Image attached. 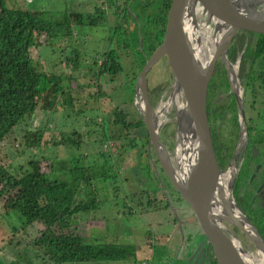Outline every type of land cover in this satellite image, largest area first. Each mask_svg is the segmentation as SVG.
Returning <instances> with one entry per match:
<instances>
[{"label":"rangeland","instance_id":"1","mask_svg":"<svg viewBox=\"0 0 264 264\" xmlns=\"http://www.w3.org/2000/svg\"><path fill=\"white\" fill-rule=\"evenodd\" d=\"M15 3L29 9H40L44 18L53 20H62L64 13L68 11L84 13L91 9L90 0H12L11 4ZM261 4L264 7V0ZM114 21L115 24L119 23L115 31L107 25L57 24L55 29L58 32L69 33L63 36L61 43L57 45H48L42 40L41 35L36 37L37 44L30 47L29 52L37 70L45 74L34 96H41L43 88H49V82L54 75L62 79L63 86H68L71 93L69 97L67 92L65 95L58 94L51 107L41 111L34 110L31 115L24 116L10 129L0 141V165L18 172V165L30 157L43 158L41 162L45 166L51 159L68 160L72 156L78 164L81 154H88V163L95 173L91 182L98 192L99 202L96 208L77 213L69 230L85 235L88 241L97 237L96 240L124 244L125 249L120 258L109 261V264H186L185 259L190 256L189 254H196L197 257L200 256L199 252L203 253L207 246L206 239L198 225L195 223L191 225L185 219L187 214L191 215L188 205L170 184H166L167 180L157 165L150 166V160L144 151L147 142L144 125L132 126L126 131L118 124L112 125L111 137L102 141L96 139L99 138L98 132L101 130L109 134V125L103 122L102 126L106 127L104 129L105 127H100V123L105 114L111 117L112 108L125 113V118L130 121L140 117L135 105V78L132 80L136 48L140 46V40L136 42V35L131 31V26H128L130 30L125 32V23L121 18H115ZM204 22L211 29L214 28L213 22L209 19H198L196 23L202 25ZM105 32L108 33L106 38ZM110 33L113 36L112 41L108 38ZM56 39L55 37L54 40ZM114 45V52L118 56L121 68L111 77L108 75L100 77L104 95L99 97L96 104L90 97L85 96L86 92H93L95 89L92 74L95 66L90 63L95 57L99 61L103 49ZM142 45H145L144 41ZM116 46L120 49H116ZM234 51L235 46L232 43L228 47V54L231 55ZM247 62L248 60L244 61ZM216 70L214 76L217 75ZM66 72H69L72 80L66 79ZM240 78L246 104L249 101L248 78L245 73ZM145 83L149 102L155 109L167 98L171 87L170 75L162 59L158 58L148 67L145 72ZM260 95L258 90L252 93L253 105L250 106V112L253 110V114L262 104ZM41 102L43 99H38L36 108H39ZM245 110L247 113V108ZM164 113L165 119L158 126V136L171 165L175 167L174 148L178 140L179 122L172 104H169ZM229 122L230 120L224 121L220 117H214L212 120L214 129L222 126L218 131V139L224 141L226 146L231 142L233 133ZM224 125L228 126L223 129ZM37 128L42 130L44 141L38 146H24L26 130ZM71 129L79 131L89 129L91 136L86 139L83 134V140L79 145L62 142V134L70 132ZM262 131L264 134V129ZM261 133L256 127H249L248 137L253 139ZM53 137L60 142L52 144L50 138ZM213 139L215 141V137ZM99 148L102 153L99 152ZM261 156L263 157V153ZM234 165L236 170L238 167V172L232 184L235 199L233 201L249 215L253 209L250 204L252 195L246 185L249 181L246 163L235 159ZM57 175L65 177L63 174ZM229 187L232 195L230 183ZM3 201L4 196L0 195V251L5 253L4 258H0V264H53L47 261L39 248L30 243L31 238L39 233L44 224V217L36 213L33 202L20 200L16 206L8 204L5 208ZM164 202L167 206H164ZM27 215L33 216V219L24 224L22 220ZM224 223L234 231L233 234L237 236L242 247H245L244 250L256 256V246L252 240L236 226L226 221ZM188 261L190 263L191 259Z\"/></svg>","mask_w":264,"mask_h":264},{"label":"trees","instance_id":"2","mask_svg":"<svg viewBox=\"0 0 264 264\" xmlns=\"http://www.w3.org/2000/svg\"><path fill=\"white\" fill-rule=\"evenodd\" d=\"M11 2L12 0H0V141L24 116L31 115L34 110L41 111L44 108L51 107L55 103L58 94L65 95L64 93L67 92V97L70 96L71 90L68 86H63L62 79L57 75H54L49 82V88H43L44 92L41 96H34L41 78L45 74L37 70L29 52L30 47L37 44L35 42L36 37L41 35L42 40L48 45H57L61 43L63 36L69 35V33L58 32L55 29L57 24L95 26L103 23L101 20L102 11L99 10H87L84 13L72 10L64 13L62 20H53L44 18L40 9H29L20 6L18 3L11 4ZM168 2L169 0L165 1L164 10H166ZM161 17L163 18L164 14ZM118 25L119 23L109 27L112 31H115ZM163 26L164 19H162L160 27H157L154 31L141 27L140 30H133L136 35V42L139 39V32L143 36L139 39L141 42L140 47L136 48L132 80L136 77L146 57L151 54L154 47L159 43ZM125 30L127 32V28ZM112 31L110 30V32ZM112 33L108 36L111 41L113 40ZM258 35V40L252 46L254 52L259 54L264 48V34L258 33ZM55 37L56 40H54ZM142 41L145 43L144 46ZM114 47L115 45L106 48L101 52L99 61L95 57L90 63L95 66L92 73L95 89L93 92H86L85 96L86 98L90 97L96 104H98L99 97L104 95L103 83L100 82V77L103 75L111 77L121 68ZM144 47L146 48L145 51ZM117 48L120 49L119 46H116ZM125 55L127 54L125 53ZM65 77L72 80L69 72H66ZM40 98L43 99V102H41L39 108H36L38 107L37 101ZM110 112L111 117L105 114L100 123L101 128L105 127L102 126L103 122L109 125V128L118 124L124 131L132 126H143L140 117L130 121L125 118V113L116 108H112ZM112 131L110 128L108 134L101 130L98 132L99 138L96 139L102 141L111 137ZM83 134L87 139L91 136V130L71 129L70 132L62 134L61 140L66 144L79 145L83 140ZM42 135L40 128L26 130L23 141L24 146H38L44 141ZM146 141L144 151L150 160V166L151 164L157 165L158 170L167 180L166 184L171 185L159 166L151 145L148 144V136ZM50 142L56 144L60 141L53 137L50 138ZM131 145H133L132 142ZM98 150L102 153L101 148ZM87 155L82 153L78 159V164L72 156L68 160L51 159L47 161L45 166L41 162L43 158L30 157L23 164L18 165V172H13L6 166L0 165V195L4 196L3 206L5 208L8 204L16 206L15 204L20 200L33 202L36 213L44 217V224L39 233L31 238L30 243L39 248L47 261L53 264H109V261L118 260L125 249V245L122 243L96 240L97 237H91L94 240L88 241L85 235L69 230L77 213L90 211L96 208L99 202L98 192L91 182L95 177V173L91 169V164L88 163ZM54 163L55 166H53ZM154 170L156 169L154 168ZM53 172L54 174H52ZM57 174H63L65 177H60ZM153 175L155 177L154 173ZM164 206H167L166 202H164ZM251 207L253 210L249 215L242 211L256 227L264 241V199L260 201L255 198L254 205ZM32 219L33 216L27 215L22 223H29ZM188 222L191 225L194 223L197 225L192 212ZM206 254L208 263L216 264L209 244L207 245Z\"/></svg>","mask_w":264,"mask_h":264},{"label":"water","instance_id":"3","mask_svg":"<svg viewBox=\"0 0 264 264\" xmlns=\"http://www.w3.org/2000/svg\"><path fill=\"white\" fill-rule=\"evenodd\" d=\"M217 1H170L161 41L146 57L134 80V95L136 96L137 91L141 94L143 109L140 110L136 102L135 105L146 128L148 144L151 145L159 166L195 216L197 225L205 237L206 243L210 246L216 264H247L239 256V254L242 256L239 248L232 244L235 237L233 231L225 226L224 222L222 223L223 219L216 213L214 204V175L215 173L219 174V168L214 156L204 109L206 83L214 60L201 78L194 75L184 65L186 39L182 30V20L187 12L193 13L194 10H197L200 14H204L206 19L212 21L214 26L217 23L228 27L229 34L224 46L225 51L228 41L236 29L242 28L264 34V7L261 4L263 0H220L224 8L219 10L216 7ZM158 58L162 59L169 72L170 91L179 94L193 119L195 138L187 157L184 176L181 181L175 175L165 147L159 139V127L152 118L154 110L147 94L145 72ZM187 118L190 117L187 116ZM235 206L242 212L245 221L255 233V237L258 238V243L254 237L247 234L241 224L230 219L226 222L244 232L256 248L259 247L264 253V241L261 235L236 203Z\"/></svg>","mask_w":264,"mask_h":264},{"label":"flooded vegetation","instance_id":"4","mask_svg":"<svg viewBox=\"0 0 264 264\" xmlns=\"http://www.w3.org/2000/svg\"><path fill=\"white\" fill-rule=\"evenodd\" d=\"M90 1V11H102L101 20L103 22L102 25L104 26H113L115 24L114 19L121 18L125 23L124 26L127 28V30H130L128 26H131V31L134 29L140 30V27L145 29L148 28L154 31L157 27H160L162 19H164L165 26L166 14L171 0H169L166 10H164L166 0ZM196 13L199 12L194 10V16L197 20H206L204 14L199 13L196 15ZM163 14L164 17L162 18L161 16ZM258 33L259 32L242 28L235 30L224 51L225 58L223 59L222 54H219L214 59L212 69L207 79L204 98V109L209 125L213 152L219 168V173L224 172V170L229 166L230 162H232L236 171L233 172L234 175H232L230 180L233 196L232 198L234 199L232 184L238 172V167L236 170L234 165L235 159L236 161L239 160L246 163V170L248 172L247 180L251 181H247L246 183L247 189L252 195V198H250L252 201L250 202L251 206L254 205L255 198H258L260 201L264 199V134L262 131L264 129V48L258 54L257 52H254V48L252 46L259 38ZM107 35L108 33L105 32L104 38H106ZM141 36L143 35H141L139 32V39ZM232 43H234L235 51L233 54L229 55L228 47ZM143 49L145 51L146 48L144 47ZM245 60H248V62L244 63ZM226 62H228L230 65H233V72H231V70L228 68ZM215 69H217L216 76L213 75ZM243 73H245L248 78L247 90L249 101H247L246 104L244 103V88L241 84L240 78ZM255 90L260 91V97L263 101L260 108L253 114V110L250 112V106L252 107L253 105V98H251V96ZM246 108L248 114L246 113ZM228 115H230L229 118ZM214 117H220L224 121H227V119L230 120L229 125L233 128V133L231 135V142L227 146L225 145L224 141H220L218 139V131L222 128V126L218 129H214L212 126V120ZM226 126L228 125H224L223 129H225ZM249 127H256L262 133L253 139H249ZM241 132L244 134V141L241 145H238ZM214 137L216 142L213 139ZM262 153L263 157L261 156ZM252 184L253 187H251ZM236 205L242 209L237 203ZM190 218L191 215L187 214L185 219L190 220ZM198 233H200V231ZM206 250L207 246L205 249H203V253L199 252L200 256L197 257L196 254H189L190 256L185 259V263L210 264L208 263ZM4 254L5 253L0 251V258H4ZM188 259H191L190 263V260L188 261Z\"/></svg>","mask_w":264,"mask_h":264},{"label":"bare ground","instance_id":"5","mask_svg":"<svg viewBox=\"0 0 264 264\" xmlns=\"http://www.w3.org/2000/svg\"><path fill=\"white\" fill-rule=\"evenodd\" d=\"M216 7L219 10H222L224 8L220 0L217 1ZM196 22L197 19L194 16V12L192 13L191 11L187 12V14L183 17L182 20V30L184 32V36L186 39V43H185L186 47L184 49L186 52L184 65L194 75L201 78L203 74L206 72L211 62L219 54H222L223 59L225 58L223 51H224L225 42L228 38L229 28L223 24L215 23L214 28L211 29L209 26H207V24H205V22L202 23V25H198ZM226 63L228 68L231 70V72H233V68H234L233 65H230L228 62ZM135 102L140 110L143 109L142 107L143 100L141 94L138 91L136 92ZM169 104H172L174 106L176 111V116L179 121V128L177 132L178 140L176 147L174 148V154L176 156V165L175 167L173 165L171 166L175 175L181 181L184 176V169L186 166L187 157L190 154L192 144L194 142L195 130L193 127V119L191 112L187 109V107L181 100L179 94L175 91H169L167 98L164 101H162L160 104H158L155 107V109H153L154 114L152 118L155 121L156 125L159 126L160 122L164 121L165 119L164 110H166ZM185 113L190 118H187ZM243 141H244V134L243 132H241L238 145H241ZM234 171L235 168L232 162H230L229 166L224 170V172H222L221 174L219 173L218 175L217 173H215L214 175V183H215L214 204H215L216 213L223 219L222 223L230 219L241 224L242 227L247 232V234L250 237H254L256 243H258V238L255 237L256 236L255 233L253 232L249 224L245 221L242 212L235 206V203L230 195L229 183L232 175H234L233 174ZM232 244L235 247L239 248L242 254V256L240 254L239 256L247 264H264V253L259 249L258 246H257L258 248H256V253H255L256 256H254L250 252L244 250L245 247L244 248L242 247L237 236L234 237ZM247 246L248 245H246V247Z\"/></svg>","mask_w":264,"mask_h":264}]
</instances>
